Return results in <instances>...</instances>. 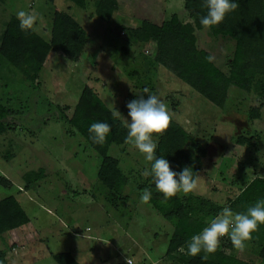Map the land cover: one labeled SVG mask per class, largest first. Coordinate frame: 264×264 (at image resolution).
<instances>
[{
  "label": "rangeland",
  "instance_id": "374dc122",
  "mask_svg": "<svg viewBox=\"0 0 264 264\" xmlns=\"http://www.w3.org/2000/svg\"><path fill=\"white\" fill-rule=\"evenodd\" d=\"M118 1L113 20L105 22L95 14L96 0H89L86 9L70 0H0V35L5 21L19 10L33 14L32 28L46 39L51 36L55 10L71 14L89 34L78 61L69 63L52 52L34 83L0 59V102L12 112L7 118L11 126L0 134V199L15 195L38 233L28 234V229L0 233V248L9 264H57L55 252H69L79 264H128L131 257L137 262L140 256L157 259L161 254L156 264H187L185 247L166 253L174 222L151 201L140 200L145 187L153 189L152 197L162 194L155 191L150 177L142 175L150 165L137 149L124 143L109 150L131 187L123 195H115L99 180L101 155L66 120L86 85L116 106L122 119L127 117L128 101L139 95H160L170 117L207 146L196 189L178 192L184 200L194 195L230 207L247 180L262 175L264 96L254 88L246 92L232 85L225 107L220 108L157 62L154 42H137L126 29L145 18L162 23L174 13L193 24L185 0ZM194 32L197 46L209 50L227 71L234 42L213 36L208 28L194 25ZM259 106L260 116L252 120L251 111ZM253 131L249 145L237 142L238 135ZM41 168L40 179L27 178L29 171ZM218 249L264 264L253 237L239 250L222 237Z\"/></svg>",
  "mask_w": 264,
  "mask_h": 264
},
{
  "label": "trees",
  "instance_id": "16d2710c",
  "mask_svg": "<svg viewBox=\"0 0 264 264\" xmlns=\"http://www.w3.org/2000/svg\"><path fill=\"white\" fill-rule=\"evenodd\" d=\"M53 1V0H48ZM77 6L86 9L89 0H70ZM238 8L226 15L223 22L209 29L213 36L224 37L234 42V50L227 71L222 69L208 56L212 53L197 46L194 25L203 28L200 17L206 14L204 0H185V9L193 19L184 23L177 13L157 23L151 19H142L138 25L126 27L129 35L137 42H154L156 44L155 60L172 69L175 74L191 88L200 93L214 105L224 108L232 85L251 92L258 90L264 96V0H237ZM118 0H96L95 14L105 22H111L118 10ZM51 36L46 39L35 29L27 32L19 27L15 14L10 15L4 23L0 35V59L24 72L36 82L43 71L45 63L52 52L71 63L78 61L85 51L89 34L85 27L71 14L55 10L52 16ZM259 109L251 111V119L260 116ZM127 110V107H126ZM128 111V110H127ZM11 110L0 102V134L4 133L11 122L8 117ZM73 126L102 157L98 178L105 187L115 195H123L125 188H131L122 171L119 160L109 154L113 145L124 144L127 129L121 120L113 122L108 104L91 86L86 85L76 103L72 115L66 117ZM104 121L111 125L104 144H96L90 139L88 128L91 123ZM255 134H240L239 144H249ZM258 136H260L258 134ZM208 148L173 117L169 126L159 135L156 155L165 156L175 171L191 167L193 174L198 175ZM44 169L29 171L27 178L37 181L43 176ZM6 181H8L5 178ZM246 184L239 198L231 203L234 212H244L259 198H264V175ZM127 191V189H126ZM128 194V192H125ZM154 207L167 219L174 222V232L169 240L167 255L179 251L186 241L200 232L208 219L222 210V206L209 199L191 195L185 200L179 196L162 202V197H152ZM30 217L15 195L0 199V233L27 224ZM254 242L259 243V253L264 258V224L253 233ZM204 254L188 256L187 264H253L241 258L217 250L202 259ZM53 257L57 264H78L69 252H56ZM0 264H9L4 249L0 248Z\"/></svg>",
  "mask_w": 264,
  "mask_h": 264
},
{
  "label": "clouds",
  "instance_id": "9594fccd",
  "mask_svg": "<svg viewBox=\"0 0 264 264\" xmlns=\"http://www.w3.org/2000/svg\"><path fill=\"white\" fill-rule=\"evenodd\" d=\"M206 14L200 17V24L204 28L219 25L226 15L238 8L237 0H204ZM22 31H29L34 24V16L30 12L19 10L15 13ZM211 62L213 57L208 56ZM127 117L122 119L121 111L112 104H108L113 122L121 120L127 129L124 142L142 154L150 167L142 172L144 177H150L156 192L162 194V202H168L178 192L189 194L196 189L199 177L193 174L191 167H184L175 171L165 156H157V142L159 135L169 126L170 114L166 103L157 94L139 95L138 98L127 102ZM111 125L104 121L90 124L88 132L90 139L96 144H104ZM252 180H247L251 184ZM153 195L151 187H145L140 194V200L148 203ZM264 224V198H259L254 205L244 212H234L230 207L222 210L206 222V226L193 234L187 241L186 255L195 257L203 253L202 259L218 250L222 237H227L237 250L245 247L252 239L253 233ZM181 251H184L182 246ZM128 264H132L128 260Z\"/></svg>",
  "mask_w": 264,
  "mask_h": 264
},
{
  "label": "crops",
  "instance_id": "0c3cea01",
  "mask_svg": "<svg viewBox=\"0 0 264 264\" xmlns=\"http://www.w3.org/2000/svg\"><path fill=\"white\" fill-rule=\"evenodd\" d=\"M252 135L253 134H256V132H252L251 133ZM220 142H217V144H219ZM247 145H249V144H247ZM219 146H220V144H219ZM222 149V148H221ZM264 161V160H263ZM262 170H264V169H262ZM261 169L259 170V171H261V173H262V175L261 176H263L264 175V171H262ZM26 229H28V231L26 230ZM23 231V230H26V232L28 233V234H31V233H33V232H35L36 234H38L35 230H32V228L30 227V221L27 223V224H24V225H22V226H20V227H17V228H14V229H12V230H10V232L12 231V232H16V231ZM39 236V235H38ZM86 237L87 238H90L91 236H89V235H86ZM168 247V246H167ZM167 251V250H166ZM56 253V252H55ZM54 254V253H53ZM52 255V254H51ZM162 255L163 254H161V255H159V257L157 258V259H151L150 257H146V258H144L143 256H140L139 258H140V260H138L137 262H135L134 260V258L133 257H131L130 259H132L135 263H137V264H156V263H158V261L160 260V258L162 257ZM53 257V256H52ZM74 257V256H73ZM54 258V257H53ZM75 258V257H74ZM76 259V258H75ZM129 259V258H128ZM77 260V259H76ZM78 262V261H77ZM9 263V262H8ZM57 263V262H56ZM78 264H79V262H78Z\"/></svg>",
  "mask_w": 264,
  "mask_h": 264
},
{
  "label": "built area",
  "instance_id": "2783aa9c",
  "mask_svg": "<svg viewBox=\"0 0 264 264\" xmlns=\"http://www.w3.org/2000/svg\"><path fill=\"white\" fill-rule=\"evenodd\" d=\"M128 260H130V261L132 262V264H137V263H135V262H134L132 259H130V258H129Z\"/></svg>",
  "mask_w": 264,
  "mask_h": 264
}]
</instances>
